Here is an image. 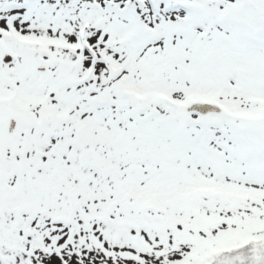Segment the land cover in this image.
<instances>
[{
	"label": "snow or ice",
	"instance_id": "1",
	"mask_svg": "<svg viewBox=\"0 0 264 264\" xmlns=\"http://www.w3.org/2000/svg\"><path fill=\"white\" fill-rule=\"evenodd\" d=\"M0 264H264V0H0Z\"/></svg>",
	"mask_w": 264,
	"mask_h": 264
}]
</instances>
